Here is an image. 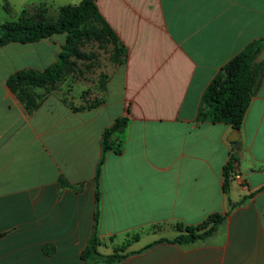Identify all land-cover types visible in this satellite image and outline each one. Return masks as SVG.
I'll return each instance as SVG.
<instances>
[{
    "label": "crops",
    "instance_id": "crops-1",
    "mask_svg": "<svg viewBox=\"0 0 264 264\" xmlns=\"http://www.w3.org/2000/svg\"><path fill=\"white\" fill-rule=\"evenodd\" d=\"M81 1L0 0V24ZM96 3L123 50L96 39L115 54L97 71L92 102L38 88L30 112L7 84L56 63L66 33L0 47V264H83L94 230L102 254L124 255L115 264H264V77L238 140L231 125L199 118L211 81L264 39V0ZM77 59V74L98 65L95 52ZM122 117L126 127L110 137L120 151L103 150V131ZM232 154L246 188L226 184ZM215 214L224 220L207 237L174 240Z\"/></svg>",
    "mask_w": 264,
    "mask_h": 264
},
{
    "label": "trees",
    "instance_id": "trees-1",
    "mask_svg": "<svg viewBox=\"0 0 264 264\" xmlns=\"http://www.w3.org/2000/svg\"><path fill=\"white\" fill-rule=\"evenodd\" d=\"M5 6L8 9V6ZM58 33H66L68 37L56 63L44 70H20L7 79L9 88L30 112L38 108L40 104V96H37L33 87L52 85L58 80L70 65L69 56L81 55L77 46L82 39L106 38L115 44L116 52L121 53L123 50L118 44L115 33L104 21L96 0H82L76 5L63 6L54 16L49 15L46 9H38L34 13L24 10L18 19L0 24V47L10 42L32 43ZM263 47L264 39L254 40L223 67L222 72L211 81L202 95L200 120L226 123L235 130L241 128L252 97L264 77V60L258 61V55ZM126 124L127 117L118 118L112 126L103 131V150L114 147L115 150L120 151L119 145H113L110 142V137L114 133L122 132ZM234 159L235 156L232 154L225 167L226 184L232 181L231 171ZM100 168L101 164L97 168V179ZM97 217L98 210L95 213V224ZM223 220L224 217L219 214L212 215L204 224L188 227L187 233L180 234L174 240L194 242L203 239L210 235ZM209 223H212L210 228L200 231ZM99 244L100 240L94 230L82 252L83 264H115L124 257L118 249L109 255L102 254L98 250Z\"/></svg>",
    "mask_w": 264,
    "mask_h": 264
},
{
    "label": "rangeland",
    "instance_id": "rangeland-1",
    "mask_svg": "<svg viewBox=\"0 0 264 264\" xmlns=\"http://www.w3.org/2000/svg\"><path fill=\"white\" fill-rule=\"evenodd\" d=\"M38 9H36L37 11ZM28 12V11H27ZM35 12V11H34ZM50 14V13H48ZM53 16L56 15V13L52 14ZM10 17V16H9ZM95 38H84L77 46L78 51L80 54H83V51L86 52H95L98 57V65L95 66L94 69H88L84 68L83 65V74H77L76 72V64H77V56L71 55L68 58V63H70L68 70L63 71L61 77L56 80L52 85L47 86H41V87H33V90L36 92L37 96H41L44 91H39L38 88L44 89L45 91H55L58 90L63 94V96L66 98V100L70 101L71 104L75 105L77 101V98L81 99L80 103H89L92 102L94 98H97L100 90V82L97 80V87L98 89H95L93 87V82L98 78V69H105L107 67V64L111 62L110 60L113 59V56L115 54V49L109 42H98V40H94ZM77 80L81 81L83 84L86 85V88L81 90V85H74ZM83 97V99H82Z\"/></svg>",
    "mask_w": 264,
    "mask_h": 264
},
{
    "label": "built area",
    "instance_id": "built-area-1",
    "mask_svg": "<svg viewBox=\"0 0 264 264\" xmlns=\"http://www.w3.org/2000/svg\"><path fill=\"white\" fill-rule=\"evenodd\" d=\"M232 164H233V168L231 171L232 180L237 181L242 187L246 188L247 187V180H246L244 173L239 170L238 161L236 158L232 161Z\"/></svg>",
    "mask_w": 264,
    "mask_h": 264
},
{
    "label": "water",
    "instance_id": "water-1",
    "mask_svg": "<svg viewBox=\"0 0 264 264\" xmlns=\"http://www.w3.org/2000/svg\"><path fill=\"white\" fill-rule=\"evenodd\" d=\"M239 136H240L239 131L238 130H233L231 135H230V137H229V140L236 141V140L239 139Z\"/></svg>",
    "mask_w": 264,
    "mask_h": 264
}]
</instances>
